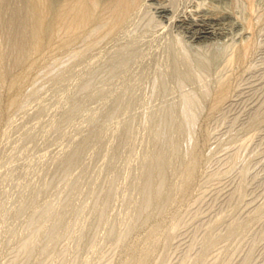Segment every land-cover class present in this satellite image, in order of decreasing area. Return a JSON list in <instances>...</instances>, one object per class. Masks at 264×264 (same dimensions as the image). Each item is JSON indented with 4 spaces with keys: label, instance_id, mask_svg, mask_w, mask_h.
Masks as SVG:
<instances>
[{
    "label": "rangeland",
    "instance_id": "1",
    "mask_svg": "<svg viewBox=\"0 0 264 264\" xmlns=\"http://www.w3.org/2000/svg\"><path fill=\"white\" fill-rule=\"evenodd\" d=\"M140 2L112 35L32 54L11 106L23 67L0 78V264H264V0ZM213 13L207 36L178 21Z\"/></svg>",
    "mask_w": 264,
    "mask_h": 264
},
{
    "label": "bare ground",
    "instance_id": "2",
    "mask_svg": "<svg viewBox=\"0 0 264 264\" xmlns=\"http://www.w3.org/2000/svg\"><path fill=\"white\" fill-rule=\"evenodd\" d=\"M250 1L252 2V0H250ZM139 2H140V0H0V78H2V80L5 79L6 76L8 75L9 69H12V67H14V66H15L14 68H17V66L23 67L22 71L15 74L12 78L8 77V78H10V81L6 82L8 84V86L6 85L7 86L6 88H8L7 92H9V94L11 93V95L9 96L10 100L8 103L9 104L11 102H13L14 104L16 103V102H14L16 100V98H18L16 96L18 93H19V95L21 94L20 89L23 86L24 79L27 77L26 71L30 70L35 65L36 61L38 62L37 59H40V58H36V60H35L34 58H32V54H40L41 55L42 53H45L48 50L50 51V49H52V50L53 49H56V50L62 49V51H63V49L68 48V46L72 42V40L77 39L83 33L88 32L87 34L90 36L91 35L96 36V34L98 36V34H101V33H103V35L104 34L109 35L110 32H113V33H114V31L117 32L118 29H121L120 27L123 26L124 22L126 21V19H128V16L130 14H131L130 16L132 17L133 13H131V12L134 9H136V7H138V8L141 7V6H138V4H140L142 1L140 3ZM248 3L250 4L249 1H248ZM158 4H159V2H158ZM198 4H200V3H198ZM198 4H197V6H198ZM202 4H200V5H202ZM162 5L163 4L161 3V5L157 8V11H159L162 14L168 13V11L170 9L168 10V8H166L167 6L164 7L165 4H164V6H162ZM251 6H252V4H250L249 7H251ZM202 7H204V6H202ZM206 7H209V6H206ZM212 8H213V5H212ZM197 9H200V8H197ZM250 9L253 10V7ZM226 11H228V10H226ZM228 12H226V13H228ZM188 14H184L183 18L180 17L178 19V21H180L181 23L187 22V23H189V25L190 24L194 25V26L197 25V29H196L197 35L196 36H198V37L207 36V35H211L214 33V30L211 29L212 25L204 24L205 20H211V22H212V21H216V20L219 21L218 19H220L219 16H216V14H214V13L213 14L215 16L207 17V15L205 16V14H206V12H205L204 15H201V14L196 15V18L193 17L192 14L190 15V17L185 16ZM196 14H197V12H196ZM202 14H203V12H202ZM210 14H211V11H210ZM251 15H253V13ZM251 15H249V16L251 17ZM131 17H129V18H131ZM234 17H235V15H234ZM240 17H242V16H240ZM170 18H171V16H170ZM239 19H241V18H239ZM246 19L247 20L244 21L245 23L243 22L244 24H246V26H244V28L247 27V29H248V27H252V23H253L252 20L254 18L250 19L248 17ZM129 20L130 19H128V21ZM200 21L201 22L203 21V23H201ZM178 25H180V24H178ZM243 31H245V30H243ZM248 33H250V31ZM112 34L110 33V35H112ZM244 35H245V33H244ZM104 36H106V35H104ZM240 37H242V36L240 35ZM92 38H93V40L95 39L94 36ZM98 38L99 39L103 38L102 34H101V37L98 36ZM245 38L246 39L243 38L244 40H242L240 42V44L237 45L238 47L236 46L237 48L235 47L236 48L235 51H233V52L231 51L232 55L230 53L229 57L227 56L228 57L227 61L229 64H233V63L235 64L239 60H242V62L245 61L244 57H246L247 52H250L249 48H251V46L253 45V42L250 43V41H249L250 39L248 40L249 37H245ZM96 40H98V39H95L94 41H96ZM254 42H255V40H254ZM234 45H236V44H234ZM135 47H137V46H135ZM233 49H234V47H233ZM169 50H170V48H169ZM136 53H137V51H136ZM173 56L178 57L175 55H173ZM173 59L175 60L176 58H173ZM182 59L183 58H181V60ZM178 60H177V63H180L179 62L180 60L179 61ZM186 60H184V61H186ZM41 61H42V58H41ZM44 61H46V59L43 60V63H44ZM171 61H173V60L171 59ZM39 62H40V60H39ZM40 63H42V62H40ZM175 63H174V65H175ZM181 64H182V62H181ZM240 64H239V66H240ZM174 65L172 67H175ZM226 65H227V63H226ZM182 66H181V68H182ZM176 67H178V66H176ZM231 67H232V65H231ZM231 67L229 69L230 71H231ZM183 68H182V70H183ZM235 68H237V67H235ZM170 69H174V68H170ZM10 72L12 74V71H10ZM228 73H229V75H231L232 71H231V73L230 72H228ZM229 75L225 74L227 79H228ZM223 78L222 77L219 78V80L221 79L222 81H218L220 83L217 82L218 83V86L216 85L217 88L214 89V86L211 87L214 90V93L212 92V94H213L212 100L209 98L210 99L209 101H211V108H209V109L218 108L217 106L220 103L222 104V102L225 101L224 99H226V97L228 95L227 94L229 91L228 86L230 88L232 87V86L228 85L229 80H227V79L223 80ZM4 81H7V79ZM209 90H211V89H209ZM206 91L208 92V90H206ZM208 93L205 92V97H207L206 95H208ZM229 93H230V91H229ZM1 94H3V93H1ZM9 94H7V95H9ZM209 94H211V93H209ZM200 95L202 98V95H204V94H200ZM208 97H209V95H208ZM194 98H195V96L191 97L192 100L189 98H187L185 100V102L187 101L186 103H188V104H186L188 107H189V104L191 103L189 101L191 100L193 102ZM227 98H229V97H227ZM195 100L199 104L200 100L199 99H198L199 101L197 99H195ZM193 103H195L194 107H196L197 103L195 101ZM11 105H12V103L10 104V106ZM191 106H192V103L190 104V107L187 108V110L188 109L190 110L191 108L194 109V107L193 106L191 107ZM198 107L200 108V106H198ZM198 107H196V108H198ZM196 108H195V111H196ZM188 111H185V112L188 113ZM185 112H183V113H185ZM190 112H191V110L189 111V113ZM190 114H191V116L188 114H186V115H188L189 118L193 117L194 112H191ZM194 143H196V142L194 141ZM184 178H186L185 175H184ZM186 180L189 181L188 178ZM177 184H176V186H177ZM176 186L174 185V187H176ZM182 186H184V185L182 184ZM177 190H178V187H177ZM166 202H169V200H167ZM152 231H153V229H152ZM148 243H149V240H148ZM146 245H147V243H146ZM150 245H149V247H150ZM145 247H147V246H145ZM143 249H145V248H143ZM152 249H154V248H152ZM143 254L144 253H142V255H139V258H140V256H143ZM131 256H133V255H131ZM129 258L133 259L132 257H129ZM130 259L127 258L126 261H128V260L130 261ZM140 259H142V258H140ZM140 259H138V260H140ZM135 260H136V258H135ZM142 260H140L139 263L137 261V263L140 264ZM132 261H130V262H132ZM145 261H146V259H145ZM131 264H133V263H131Z\"/></svg>",
    "mask_w": 264,
    "mask_h": 264
}]
</instances>
